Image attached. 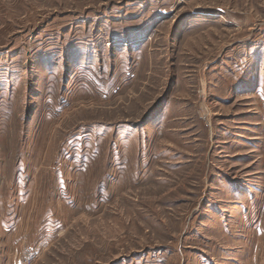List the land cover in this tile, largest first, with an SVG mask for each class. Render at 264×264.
Masks as SVG:
<instances>
[{"label": "rangeland", "instance_id": "obj_1", "mask_svg": "<svg viewBox=\"0 0 264 264\" xmlns=\"http://www.w3.org/2000/svg\"><path fill=\"white\" fill-rule=\"evenodd\" d=\"M0 264H264V0H0Z\"/></svg>", "mask_w": 264, "mask_h": 264}]
</instances>
